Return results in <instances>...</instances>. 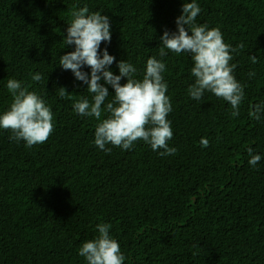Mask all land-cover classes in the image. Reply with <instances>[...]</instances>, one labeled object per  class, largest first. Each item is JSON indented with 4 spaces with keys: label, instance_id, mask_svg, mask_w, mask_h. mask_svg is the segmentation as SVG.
Here are the masks:
<instances>
[{
    "label": "trees",
    "instance_id": "trees-1",
    "mask_svg": "<svg viewBox=\"0 0 264 264\" xmlns=\"http://www.w3.org/2000/svg\"><path fill=\"white\" fill-rule=\"evenodd\" d=\"M0 264H264V0H0Z\"/></svg>",
    "mask_w": 264,
    "mask_h": 264
}]
</instances>
